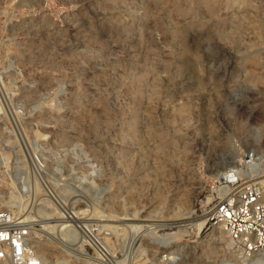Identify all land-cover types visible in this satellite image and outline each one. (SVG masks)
<instances>
[{
  "label": "rangeland",
  "instance_id": "1",
  "mask_svg": "<svg viewBox=\"0 0 264 264\" xmlns=\"http://www.w3.org/2000/svg\"><path fill=\"white\" fill-rule=\"evenodd\" d=\"M262 172L264 0H0V211L58 219L45 264H264L213 221Z\"/></svg>",
  "mask_w": 264,
  "mask_h": 264
},
{
  "label": "built area",
  "instance_id": "2",
  "mask_svg": "<svg viewBox=\"0 0 264 264\" xmlns=\"http://www.w3.org/2000/svg\"><path fill=\"white\" fill-rule=\"evenodd\" d=\"M219 222L231 240L250 259L264 255V181L245 186L215 205ZM30 224L16 223L0 211V264H45L33 244ZM159 264H171L164 261Z\"/></svg>",
  "mask_w": 264,
  "mask_h": 264
},
{
  "label": "bare ground",
  "instance_id": "3",
  "mask_svg": "<svg viewBox=\"0 0 264 264\" xmlns=\"http://www.w3.org/2000/svg\"><path fill=\"white\" fill-rule=\"evenodd\" d=\"M236 173L233 170L229 171L228 173L223 175V178L226 181L236 180L237 179ZM237 176H238V174H237ZM261 178H264V172H262V174L260 176H258V175L253 176L251 179L252 180H258V179H261ZM237 181L238 180H236L235 182H237ZM220 191L222 192V196H225V198L228 195H230L229 194V190L227 188H222ZM187 200H188L187 201L188 202V206L184 207L185 209L183 211V214L181 215V218L179 219V221H181L182 224L181 225L179 224V225H176V226H171L174 231L175 230H179L178 232H176V234L180 233L179 235H182V236L183 235H187L189 233V231L191 229L195 228V227H199V228L202 227L205 224V222H206V220H199L198 217L196 216L195 212L193 211V199H187ZM214 215H215V213H214ZM214 220H215V218H213V221ZM58 222H59L58 219H47V220H45V222H41L40 221V223L30 222L32 225L33 224L34 225L35 224L38 225L37 227L36 226L32 227V225H30V226H31L32 230H37V231H39L41 233H44L46 235L51 236L52 233H56L58 231V225H60ZM39 224H40V226H39ZM50 224H52L53 227L50 226ZM214 224H215V227H216L217 230L222 229V227H221L222 225L219 222H216ZM70 229H71V227H70ZM69 232H70V234L72 233L71 230H69ZM69 238H71V235H70ZM35 244H37V243L35 242Z\"/></svg>",
  "mask_w": 264,
  "mask_h": 264
}]
</instances>
